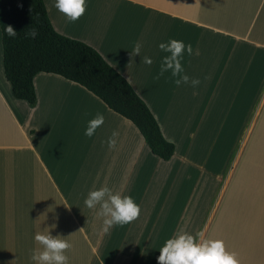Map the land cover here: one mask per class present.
<instances>
[{
    "label": "crops",
    "instance_id": "crops-1",
    "mask_svg": "<svg viewBox=\"0 0 264 264\" xmlns=\"http://www.w3.org/2000/svg\"><path fill=\"white\" fill-rule=\"evenodd\" d=\"M43 1L57 33L128 81L175 151L168 161L153 155L129 120L55 74L34 76L33 107L16 99L0 30V264H36L34 237L47 231L72 245L68 264H157L181 229L222 240L240 264H264V0H86L74 23ZM170 39L192 45L182 63L198 88L177 87L170 73L155 79ZM96 113L105 122L88 138ZM105 185L141 208L107 234L98 206L84 204Z\"/></svg>",
    "mask_w": 264,
    "mask_h": 264
},
{
    "label": "trees",
    "instance_id": "trees-1",
    "mask_svg": "<svg viewBox=\"0 0 264 264\" xmlns=\"http://www.w3.org/2000/svg\"><path fill=\"white\" fill-rule=\"evenodd\" d=\"M17 32L8 37L4 27ZM35 27L36 39L27 35ZM2 63L6 80L16 99L36 104L33 78L38 73L55 74L74 82L99 98L110 110L129 120L151 153L163 161L174 154L144 101L128 81L84 42L57 33L49 21L43 0H0Z\"/></svg>",
    "mask_w": 264,
    "mask_h": 264
},
{
    "label": "clouds",
    "instance_id": "clouds-1",
    "mask_svg": "<svg viewBox=\"0 0 264 264\" xmlns=\"http://www.w3.org/2000/svg\"><path fill=\"white\" fill-rule=\"evenodd\" d=\"M54 7L69 22L74 23L85 14L87 5L86 0H55ZM4 31L8 37L15 38L18 36L11 25L5 26ZM27 35L36 39L39 31L37 28L31 27ZM141 47L142 44L136 42L131 55H139ZM159 48L167 55L162 58L160 70L155 79L158 80L165 73H170V79L177 87L187 85L193 89L198 88L201 80L186 74L182 63L185 52L189 56L193 55L192 45L170 39L166 43L159 44ZM143 63L151 66L153 61L146 56ZM209 78L204 77V79ZM104 122V115L96 113L94 118L88 121L84 135L91 138L96 130L103 126ZM118 137L119 132L114 130L105 141L109 150L116 149ZM84 204L88 209H97L98 206L99 210L96 215L98 218H102V232L105 234L114 226H124L133 222L141 213L140 206L131 196L122 195L119 191L114 192L107 185L91 190L84 200ZM52 227L55 228V224ZM34 239L42 246V250L36 249L32 253L31 258L36 264H68L69 258L65 253L72 247L68 239L60 235L53 237L49 231L36 233ZM159 252L157 264H240L235 253L226 251L222 240L206 239L203 232L194 236L183 229L166 240Z\"/></svg>",
    "mask_w": 264,
    "mask_h": 264
}]
</instances>
